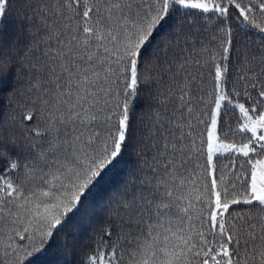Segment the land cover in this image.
<instances>
[{"label": "snow or ice", "instance_id": "1", "mask_svg": "<svg viewBox=\"0 0 264 264\" xmlns=\"http://www.w3.org/2000/svg\"><path fill=\"white\" fill-rule=\"evenodd\" d=\"M0 264H264V0H0Z\"/></svg>", "mask_w": 264, "mask_h": 264}]
</instances>
